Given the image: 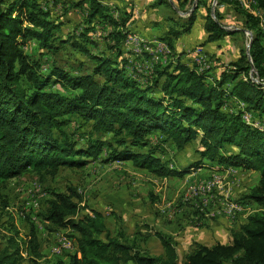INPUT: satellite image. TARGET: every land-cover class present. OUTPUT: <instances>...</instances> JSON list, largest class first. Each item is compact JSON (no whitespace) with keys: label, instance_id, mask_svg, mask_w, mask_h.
Returning <instances> with one entry per match:
<instances>
[{"label":"trees","instance_id":"16d2710c","mask_svg":"<svg viewBox=\"0 0 264 264\" xmlns=\"http://www.w3.org/2000/svg\"><path fill=\"white\" fill-rule=\"evenodd\" d=\"M175 1L182 7L188 0ZM252 1L258 13L264 12V0ZM165 2L155 0V5ZM238 3L245 14L237 7L236 13L252 34L249 60L241 47L238 60L226 65L210 60L208 69L194 62L189 66L184 53L176 54L172 42L161 38L170 55L164 65L148 68L144 61L151 55L143 52L138 57L143 73L126 46L131 13L111 11L102 0H0V187L27 173L54 177L60 169H84L96 160L129 162L159 179L183 178L210 162L257 172V184L237 202L264 207V127L243 119L247 113L264 124L263 37L259 14ZM73 11L79 15L75 26L67 18ZM205 11L207 37L201 45L230 34L221 18V26L210 18L209 5ZM184 32L169 34L177 38ZM29 42L35 46L31 52L25 49ZM62 50L79 58L57 61ZM72 120L76 127L70 131ZM193 142L198 159L188 168L170 166L157 155L164 145L180 152ZM83 203L73 187L54 193L48 202L44 220L75 233V253L68 263L57 264H264V211L230 229L229 244L192 243L180 262L171 235L155 231L162 254L151 255L146 248L151 234H113L104 214ZM114 217L122 226V219ZM16 237L17 231L0 242V264L23 260ZM23 243L31 264H47L41 261L34 229Z\"/></svg>","mask_w":264,"mask_h":264},{"label":"rangeland","instance_id":"374dc122","mask_svg":"<svg viewBox=\"0 0 264 264\" xmlns=\"http://www.w3.org/2000/svg\"><path fill=\"white\" fill-rule=\"evenodd\" d=\"M213 1H216L215 5L222 6L223 3L226 4L222 0ZM232 1L236 3L235 7H239L238 0ZM161 8L170 15L173 12L170 6L163 5ZM235 13L236 10L234 14ZM258 14L259 16H257V18L264 15L262 11H259ZM236 16L238 17V14H236ZM67 18H71L72 24L79 22L74 15L68 16ZM238 19L242 20V16L238 17ZM66 28L69 29L71 27ZM245 33L250 34V36L243 35V38L240 39L241 41H238L241 33L231 34L230 38L234 40L236 44L239 43V48H244L245 56L247 60H249V44L251 43L252 36L249 31ZM128 37L135 43H129L128 48L132 52L131 57L133 59L140 58L141 54L146 52L151 55V58L144 61L145 67L151 68L153 64L155 65L158 63H161V65L165 64L166 59L170 55V49L165 42H160V51H162L161 57V55H157L156 52H152L150 48H144L147 47L148 40L132 32L127 34V38ZM25 49L27 52H31V49L33 51L35 46L32 42H29ZM72 55L73 53L69 50H62V52L56 56V60L73 63V59L79 58V56L74 54L72 57ZM139 58L136 59L138 60L136 65L138 68H141L143 64L141 65ZM219 61V59L213 60L212 65H214V63H220ZM141 71L143 73L146 72L142 70V68ZM233 106H235L236 109L241 108L240 104L236 101H233ZM247 116L244 115L243 117L246 123L256 126L261 130L263 129V122H260L258 119H251L250 114H247ZM74 121L75 120H72V126L68 127L70 131L72 128L76 127V125L73 124ZM84 139L82 138L81 141H79L80 145L85 144ZM196 147L197 143L193 142L186 146L183 151L177 152L174 151L171 146L164 145L161 147L163 151H158L157 155L162 158V160L167 161L170 166L184 169L197 161L198 156L195 152ZM102 157L103 155H101V158ZM117 164L118 163L101 165L100 161L96 160L91 161L84 169H60L54 177L48 175L41 177L35 173H27L7 181L0 187V242H4L17 231L16 238L19 239L20 248L23 250V260L20 264H31L29 262L30 257L27 255V252H24L23 241L28 239L30 231L34 229L41 254L43 255L41 261L47 264H57L59 261L68 263L69 256L75 253V249L73 250L75 233L67 229H54L51 224L44 220V213L54 193L64 192L67 188L73 187L76 188L83 197L84 203L81 205L86 206L88 210L94 209L103 212L106 226L113 234L116 231H124L125 236H133L138 230L143 233L148 231V225L153 229L152 232L154 229H162L163 232L169 230L173 233L179 231V243H177L179 247H177V249L180 252L179 261L181 262L185 255L187 245L189 242H193L195 237V234H188L187 231L191 228H196L192 229L195 230V233L201 231L199 230L200 228L195 225L206 224L210 220L224 222L226 226L228 224L232 225L236 221L230 222L222 214L219 217H213L212 213L215 210L221 211L223 208L222 205L226 201L237 202L245 192H248L257 184L259 179V174L257 172L255 175L244 171L232 174H227L226 172L217 173L218 175L215 176V185L213 187V180L199 183V181L191 180L187 175L183 178H164L160 180L147 171L134 168L131 163L124 165ZM195 171L196 170L191 169L190 174ZM230 180H234V184L237 183L239 185L231 188L227 185ZM195 184H197V188L212 189L210 191L197 190L191 195L190 185ZM36 188L39 190H35ZM235 190L241 191L233 194ZM3 202H5L7 208H3ZM33 203H38V207H33ZM202 205L203 209H201ZM162 209L167 210V214H161L160 211ZM122 210L127 214L125 215L127 219L122 223V226H125V230L122 229L123 227L114 217V215L118 216L122 214ZM198 210L202 213L195 215V212H198ZM87 211H84V213ZM261 211H264V207L261 208L259 206L257 207L255 204H251L248 205L241 217L246 214L251 215V213L253 214ZM81 214H83V212H80V215ZM11 223L13 227H11ZM129 224L137 226L135 231L131 229ZM202 231L204 232L203 229ZM205 233L209 234V230L205 229ZM56 234H65L72 244L69 245V250L63 251L60 255L54 254V247L56 245V243H54V237ZM155 240L157 241L156 244H151V240L149 239L147 241L146 248L151 255L159 253L157 244L160 245V243H158V239Z\"/></svg>","mask_w":264,"mask_h":264},{"label":"crops","instance_id":"0c3cea01","mask_svg":"<svg viewBox=\"0 0 264 264\" xmlns=\"http://www.w3.org/2000/svg\"><path fill=\"white\" fill-rule=\"evenodd\" d=\"M222 1L226 3V4L224 3L222 4V7L225 8V10L220 11L217 16L221 18L220 22L222 24L233 25L236 27V29H229L228 32L230 34L228 36L223 37L217 42L206 43L204 45H201V44H203V42L205 41L207 37V34L204 29V21H205V16H206L205 8L208 6V0H188L182 7H178V4L175 0H166L165 3H162L160 5H155V0H102V3L108 6L111 9V11H113L112 9L116 8V9H123L126 12L132 14V18L130 19L128 23V29L130 30V33L131 32L136 33L139 36H141L143 39L148 40V41L158 40L161 38L170 40L172 42V45H173V48L176 54L184 53L182 60L185 63H187V65L189 66L193 65L194 55L192 53V50L196 47H200L203 50V52L209 57L210 60L211 59L212 61L213 60L215 61L218 59L220 60L219 61L220 63L218 64L215 63V65L223 66V65H226L227 63L234 62L238 60L239 58V49L241 47L240 48L238 47L240 46L239 43L236 44L235 41L230 38V35L234 33H241L239 35L240 37L238 38V41H241L240 39L243 38V35L250 36V34L245 33L246 31H249V30L245 29V26L243 25L242 20L238 19V17H241V15L238 14V17H237L236 16L237 13L234 14L235 9H236L235 7L236 3H233L232 0H222ZM213 2L214 4L216 3V1H213ZM163 5L170 6L171 9H173L172 10L173 12L171 13V15L167 13L166 11L162 10L161 7ZM231 6L235 9H233ZM193 7H194L193 11H196L194 14V20L192 24L189 27H187L188 18L193 12L192 11ZM237 8L243 13L245 12L240 7H237ZM260 11L263 12V10H260ZM113 13L114 15H116V12H113ZM210 13H211V8H210ZM72 15L76 17L77 21L79 20V15L76 11H73L69 14V16H72ZM215 22L219 24L218 19ZM219 26H221V24H219ZM223 28L225 29V26ZM172 29L177 30L179 32H182V31H185V32L180 33L177 38H173L169 34V31ZM263 41L264 39L262 38L261 44L264 46ZM222 69L223 68L220 66L215 69L214 73L217 74ZM128 163L129 162L118 163L117 165H124ZM242 171L244 170L240 168L223 167V166L212 164L210 162H205L202 168L196 169V171L191 174L189 173L187 177H190L191 180L199 181V183H204V182H208L211 178H214L215 176H217L218 175L217 173L226 172L227 174H232V173H239ZM244 172L252 173L253 175H255L256 173L253 171H244ZM227 185L232 188L233 186H236V185L238 186L239 184L237 183L234 184V180H230L229 184ZM235 191L233 192V194L239 193L241 190H235ZM244 194H247V192H245ZM247 207L248 206H245L243 208V212L247 209ZM123 211L124 210H122V214H119L118 216L124 222V220L127 219V216H125L127 214H125V212ZM167 212L168 211L165 209H162L160 211V213L163 215L167 214ZM249 215L246 214L242 216L241 218L239 217V219L236 222H234L232 225L228 224L226 226L224 222H216L214 220L213 221L210 220L206 224H203L204 226L199 227L200 228L199 230L201 231H198L195 233V230H192V229H196V228H191L187 232L188 234H195V237H194L193 242H189V244L187 245V248L185 249V254L189 252L192 243H199L205 246H211L215 244L216 242L224 244V245L229 244L230 242L229 230L232 228L237 229L239 225L245 223L246 218ZM129 225L131 226V229H134L135 231L137 226L136 225L134 226L131 224ZM148 227H149L148 231H145V232H147L148 234H151V237L149 238V240H151V244H156L157 241L155 239L157 238L154 237L153 232L161 231L162 229L160 230L154 229V231L152 232L153 229L150 227V225H148ZM202 229L204 230V232L202 231ZM205 229L209 230V234L205 233ZM161 232H163V230ZM163 233L169 234L173 237L174 241L176 242V249H177V247H179L177 245V243H179V239H178L179 231L173 233L168 230ZM158 245L159 244H157V247H159V253H157L155 256L162 254V247L161 245L159 246ZM177 252H178V255L180 256V252L178 249H177Z\"/></svg>","mask_w":264,"mask_h":264},{"label":"built area","instance_id":"2783aa9c","mask_svg":"<svg viewBox=\"0 0 264 264\" xmlns=\"http://www.w3.org/2000/svg\"><path fill=\"white\" fill-rule=\"evenodd\" d=\"M208 5L211 6V15L212 19H217V15L220 11H224L225 8H223L220 5H215L213 0H208ZM259 22H260V33L262 34V37L264 39V15L259 17ZM229 29H236L235 26L230 25V24H225V30ZM131 40L126 39V46L129 48V43ZM160 42L159 40H153V41H147V47L144 48H150L152 52H156L157 55H161L162 57V51H160ZM192 53L194 55V63L201 66L203 69H208L211 67V61L209 57L203 52V50L200 47H196L192 50ZM255 78V77H254ZM247 116V114H244ZM248 117V116H247ZM252 119V118H251ZM210 180H213V187L215 185V177L211 178ZM212 188H197V184L195 185H190V191L191 195L195 193L197 190H211ZM35 190H39L36 188ZM206 203V202H203ZM247 205V204H246ZM245 204H241L238 202H230L226 201L223 203V208L221 211H214L212 213L213 217H219L224 215L230 222L237 221L239 217L241 218V215L243 213V208L246 206ZM33 207H38V203H33ZM203 209V205L201 207ZM69 245H72L69 239L64 235V234H59L57 236V241L56 245L54 247V254L58 255L61 254L63 251L69 250Z\"/></svg>","mask_w":264,"mask_h":264},{"label":"bare ground","instance_id":"6f19581e","mask_svg":"<svg viewBox=\"0 0 264 264\" xmlns=\"http://www.w3.org/2000/svg\"><path fill=\"white\" fill-rule=\"evenodd\" d=\"M238 1H239V0H238ZM239 2L241 3V5H242L243 8H250V9H252L253 14H255V15L258 14V13H257V8H256V4H255V2H253L252 0H240ZM127 39L131 40L130 43H134L130 37H128ZM134 44H135V43H134ZM139 44H140V43H139ZM164 45H165V44H164ZM132 51H133V50H132ZM141 53H142V51H141Z\"/></svg>","mask_w":264,"mask_h":264},{"label":"water","instance_id":"95a60500","mask_svg":"<svg viewBox=\"0 0 264 264\" xmlns=\"http://www.w3.org/2000/svg\"><path fill=\"white\" fill-rule=\"evenodd\" d=\"M194 10V7H193V9H192V11ZM249 46H250V44H249Z\"/></svg>","mask_w":264,"mask_h":264}]
</instances>
